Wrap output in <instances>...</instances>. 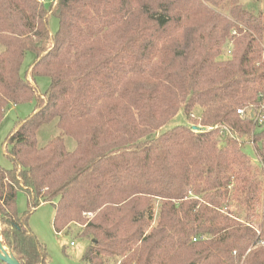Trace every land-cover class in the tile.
<instances>
[{
	"label": "trees",
	"instance_id": "trees-1",
	"mask_svg": "<svg viewBox=\"0 0 264 264\" xmlns=\"http://www.w3.org/2000/svg\"><path fill=\"white\" fill-rule=\"evenodd\" d=\"M263 38L264 13L239 0H0V123L36 101L7 137L12 168L0 166L11 254L49 264L29 218L55 202L54 229L90 241L86 264H264V129L249 115L264 104ZM38 77L51 79L44 94ZM181 110L196 124L162 132ZM53 121L60 134L39 147ZM238 137L252 139L263 181Z\"/></svg>",
	"mask_w": 264,
	"mask_h": 264
},
{
	"label": "rangeland",
	"instance_id": "rangeland-1",
	"mask_svg": "<svg viewBox=\"0 0 264 264\" xmlns=\"http://www.w3.org/2000/svg\"><path fill=\"white\" fill-rule=\"evenodd\" d=\"M51 0H45V3L49 4ZM239 3L248 11L254 15L264 13V0H239ZM59 22L54 16L49 17V27L53 34L58 30ZM264 45V38H263ZM3 47L0 46V52ZM232 44L228 42L223 48V54L220 60H226L231 57ZM36 60V54L33 51H27L25 59L21 68L23 76L27 74L31 66ZM35 84L38 91L44 94L50 87L51 79L48 77H38L35 79ZM36 101L32 100L28 103H23L18 106H12L8 109L5 118L0 123V166L10 170L12 168V162L5 154V143L9 134L14 130L16 123L20 120H24L31 115L35 109ZM202 113L201 108L195 110V116L200 117ZM57 121L43 126L38 132V144L39 147H44L54 137L60 134V130L56 126ZM195 123V121H188L183 110L168 124L162 132L171 130L180 125ZM196 124V123H195ZM199 128V126H196ZM264 129V124L257 128V131ZM242 152L247 155L250 164L252 165L253 175L258 178V181H263L262 166L259 162L257 152L251 138H241ZM67 147L73 150L76 147V143L66 138ZM226 143L223 140L220 143V147H225ZM244 197V196H243ZM55 202L41 203L38 207L34 208L29 218V226L35 233L38 240L45 245L48 255L49 264H86L83 261V256L86 248L90 244V241L78 237L80 227L72 225L68 231L58 233L53 226V220L55 217ZM237 200L232 202V210L239 212L240 217L245 215L244 206L239 205ZM17 206L20 213H25L29 210L27 197L23 192L18 193ZM240 207V209H239ZM262 212V200L258 202L256 208L257 218L255 223L260 220Z\"/></svg>",
	"mask_w": 264,
	"mask_h": 264
},
{
	"label": "water",
	"instance_id": "water-1",
	"mask_svg": "<svg viewBox=\"0 0 264 264\" xmlns=\"http://www.w3.org/2000/svg\"><path fill=\"white\" fill-rule=\"evenodd\" d=\"M194 130L198 131L200 128L194 126ZM7 247L3 244L2 236H1V228H0V261L5 264H21L19 260H17L9 251L6 249Z\"/></svg>",
	"mask_w": 264,
	"mask_h": 264
},
{
	"label": "built area",
	"instance_id": "built-area-1",
	"mask_svg": "<svg viewBox=\"0 0 264 264\" xmlns=\"http://www.w3.org/2000/svg\"><path fill=\"white\" fill-rule=\"evenodd\" d=\"M238 113L243 115L244 111L243 110H238ZM249 115L253 119L255 125H257L258 127L263 125L264 124V104L262 105V107L258 111L250 110L249 111ZM0 264H5V263L0 261Z\"/></svg>",
	"mask_w": 264,
	"mask_h": 264
}]
</instances>
